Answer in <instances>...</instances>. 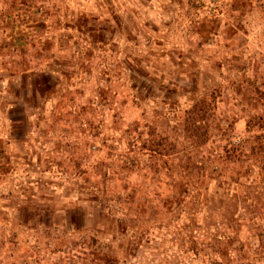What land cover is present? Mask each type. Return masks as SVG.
<instances>
[{"label": "rangeland", "instance_id": "1", "mask_svg": "<svg viewBox=\"0 0 264 264\" xmlns=\"http://www.w3.org/2000/svg\"><path fill=\"white\" fill-rule=\"evenodd\" d=\"M0 264H264V0H0Z\"/></svg>", "mask_w": 264, "mask_h": 264}]
</instances>
